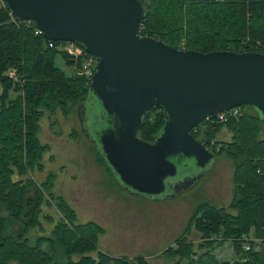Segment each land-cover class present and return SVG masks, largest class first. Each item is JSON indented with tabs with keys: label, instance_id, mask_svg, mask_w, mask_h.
I'll use <instances>...</instances> for the list:
<instances>
[{
	"label": "trees",
	"instance_id": "trees-1",
	"mask_svg": "<svg viewBox=\"0 0 264 264\" xmlns=\"http://www.w3.org/2000/svg\"><path fill=\"white\" fill-rule=\"evenodd\" d=\"M139 1L140 35L173 47L243 52L254 51L256 42L264 43V0ZM36 28L34 22H19L6 5L0 7V264H149L143 256L114 257L98 250L102 228L94 222H78L67 199L52 194L54 174L49 172L40 183L28 175L42 170L41 158L49 147L38 138L44 111H65L67 105L84 103L89 93L82 76L66 75L55 66L58 52L68 65L70 60L49 47ZM9 69L15 70L16 79L8 75ZM239 107L240 115L224 122L205 119L196 133L191 132L204 137L206 144L223 127L231 132L218 153L225 152L234 161L235 188L229 205L233 212L200 203L182 235L162 252L175 264H264V120L254 107ZM165 120L161 107H151L138 135L153 141ZM212 151L216 153L215 146ZM45 202H53L60 217L48 235L31 236L30 231L41 227ZM191 230L202 239L197 251L187 239ZM243 236L260 237L259 249L251 244L244 250ZM226 241L237 259L220 260L213 253V244Z\"/></svg>",
	"mask_w": 264,
	"mask_h": 264
},
{
	"label": "water",
	"instance_id": "water-1",
	"mask_svg": "<svg viewBox=\"0 0 264 264\" xmlns=\"http://www.w3.org/2000/svg\"><path fill=\"white\" fill-rule=\"evenodd\" d=\"M2 1L18 19L34 21L45 42L73 41L98 58L89 85L107 121L98 142L128 191L174 195L198 178L190 162L199 173L214 154L191 130L207 117L249 105L264 120L262 52H200L142 36L139 0ZM153 106L166 120L149 142L138 131Z\"/></svg>",
	"mask_w": 264,
	"mask_h": 264
},
{
	"label": "rangeland",
	"instance_id": "rangeland-1",
	"mask_svg": "<svg viewBox=\"0 0 264 264\" xmlns=\"http://www.w3.org/2000/svg\"><path fill=\"white\" fill-rule=\"evenodd\" d=\"M5 5L0 0V7ZM260 49L264 53V48ZM54 64L66 75H73L60 52L55 54ZM83 104L84 112L79 104L67 105L65 111L61 108L52 113L44 111L39 120L38 138L49 147L41 158L42 170L34 169L28 175L40 183L49 172L54 174L52 194L67 199L76 210L78 222H94L102 228L97 233L98 250L114 257L143 256L149 264H175L174 259L164 257L162 252L182 235L200 203L208 202L233 212L229 205L235 188L234 161L225 152L216 154L213 163L199 173L190 162L188 172L197 174L198 178L185 183L174 195L169 189L153 197L124 189L117 174L109 168L98 142L99 133L107 126L102 106L91 93ZM230 137L231 132L223 127L215 140L223 144ZM59 217L54 203L45 202L41 227L29 235H48ZM187 239L197 251L202 242L200 234L191 230ZM212 250L220 260L237 259L230 241L221 246L215 243Z\"/></svg>",
	"mask_w": 264,
	"mask_h": 264
},
{
	"label": "built area",
	"instance_id": "built-area-1",
	"mask_svg": "<svg viewBox=\"0 0 264 264\" xmlns=\"http://www.w3.org/2000/svg\"><path fill=\"white\" fill-rule=\"evenodd\" d=\"M12 13L13 12L10 10V14ZM19 22H23L24 24L28 25L34 21L19 19ZM35 33L42 34L41 30L38 27L36 28ZM57 42L58 43L55 45L52 41H49L48 46L59 48L61 52L66 54L70 60V66L72 68L73 74L82 76L85 79L86 83L90 84L91 78L95 71V66L98 61V58L88 53L82 45L76 42H73V41H57ZM254 47H255V51L261 50L260 47L264 48V43L256 42L254 44ZM7 73L10 77L14 79L17 78L16 72L14 69H9ZM240 114H241L240 107L236 106L229 110L219 112L215 117H207L206 120L224 122L229 117L238 116ZM196 130L197 128L195 126L194 128H192L191 132L196 133ZM242 238H243L242 248L244 250H248L251 244L254 246L256 250L259 249V247L261 246L262 239L260 237L258 238L256 236L255 237L254 236H243Z\"/></svg>",
	"mask_w": 264,
	"mask_h": 264
},
{
	"label": "flooded vegetation",
	"instance_id": "flooded-vegetation-1",
	"mask_svg": "<svg viewBox=\"0 0 264 264\" xmlns=\"http://www.w3.org/2000/svg\"><path fill=\"white\" fill-rule=\"evenodd\" d=\"M198 139H199V141H201L205 146H206V148L208 149V150H210L213 154H214V156L216 155V154H220V153H218L219 152V149H220V147H221V144L220 143H218L219 141H217V140H212L209 144H206V141H205V138L204 137H202V136H199V137H197ZM215 146V151H216V153H214L213 151H212V149H213V147Z\"/></svg>",
	"mask_w": 264,
	"mask_h": 264
}]
</instances>
